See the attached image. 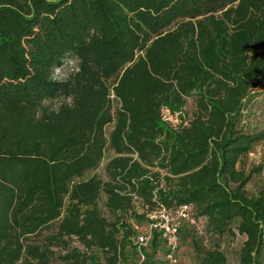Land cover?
<instances>
[{
    "label": "trees",
    "instance_id": "trees-1",
    "mask_svg": "<svg viewBox=\"0 0 264 264\" xmlns=\"http://www.w3.org/2000/svg\"><path fill=\"white\" fill-rule=\"evenodd\" d=\"M263 80L264 0H0V264H118L127 246L150 264L160 238L132 243L130 220L181 205L243 237L233 262L192 241L196 264H264V182L247 195L238 166L264 143L246 121ZM106 148L104 178L70 182Z\"/></svg>",
    "mask_w": 264,
    "mask_h": 264
},
{
    "label": "rangeland",
    "instance_id": "rangeland-1",
    "mask_svg": "<svg viewBox=\"0 0 264 264\" xmlns=\"http://www.w3.org/2000/svg\"><path fill=\"white\" fill-rule=\"evenodd\" d=\"M73 61H68L67 59L53 71V76L56 79L65 77V75L74 67ZM113 79L107 81L110 84ZM110 98L112 99V93L110 91ZM62 101L61 98H56L45 102V104H50L51 107H55ZM191 101L187 99L185 104V109L190 110ZM246 111L248 116L246 121L250 127L261 128L264 126V80L261 82L256 92L247 104ZM107 130V128H106ZM106 148L103 153V157L98 163L97 167L94 169H89L84 171L79 177L72 179L70 182L83 179L91 175L92 173L98 174L100 177L104 178L103 167L105 165L106 159L109 157V152ZM239 168L242 169L244 174L250 173L249 180L244 186V190L247 195H254L260 185L264 182V143L255 144L247 153L246 157L242 162L239 163ZM255 168V169H254ZM257 168V169H256ZM138 213L143 212L142 207L136 205ZM131 227L134 230V237L131 238L132 243H135V236L144 235L148 232V221L145 219L140 220L135 223L131 221ZM177 238L176 246L171 252V257L174 261H171L167 257L170 253V249L163 243V241L158 240L155 248L146 246V251L150 257V264H196L195 252L193 250L192 241L198 243L201 247H209L214 241L218 244L219 248L225 254L228 261L233 262L237 258V249L241 242L242 236L235 230L236 223H231L230 227L233 230V234L224 232L223 234L217 236H212L204 230V219L201 217L193 218L192 221L186 220L182 223ZM53 227L50 226L40 234L30 236L29 240L40 243L46 235L53 232ZM69 244L75 245L81 248L75 238H69ZM55 250L54 246H50ZM143 259V258H142ZM140 254L135 248L127 246L125 249V260L118 264H131L133 262H140ZM90 263V261H88ZM53 264H59L57 261H53Z\"/></svg>",
    "mask_w": 264,
    "mask_h": 264
},
{
    "label": "built area",
    "instance_id": "built-area-1",
    "mask_svg": "<svg viewBox=\"0 0 264 264\" xmlns=\"http://www.w3.org/2000/svg\"><path fill=\"white\" fill-rule=\"evenodd\" d=\"M179 112L171 111L167 107L160 108V118L164 123L171 127H176L179 122ZM146 222L148 221V232L144 235L135 236V243L140 246H145L152 234H157L158 238L170 249L167 257L171 261V252L176 246V238L178 235V228L183 221H192L191 210L187 205L178 206L172 210L163 207H157L154 210L147 211ZM142 259V255H140Z\"/></svg>",
    "mask_w": 264,
    "mask_h": 264
},
{
    "label": "crops",
    "instance_id": "crops-1",
    "mask_svg": "<svg viewBox=\"0 0 264 264\" xmlns=\"http://www.w3.org/2000/svg\"><path fill=\"white\" fill-rule=\"evenodd\" d=\"M108 150V152H109V157L106 159V161L113 155V153H112V151L111 150H109V149H107ZM106 161H105V163H106ZM243 238V237H242ZM242 240V239H241Z\"/></svg>",
    "mask_w": 264,
    "mask_h": 264
}]
</instances>
